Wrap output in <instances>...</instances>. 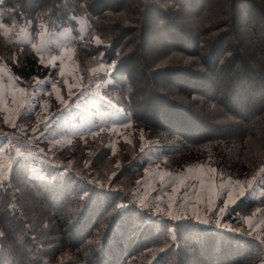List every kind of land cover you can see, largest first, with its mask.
Returning <instances> with one entry per match:
<instances>
[{
    "label": "trees",
    "instance_id": "1",
    "mask_svg": "<svg viewBox=\"0 0 264 264\" xmlns=\"http://www.w3.org/2000/svg\"><path fill=\"white\" fill-rule=\"evenodd\" d=\"M0 22V60L21 85L57 78L36 45L69 30L83 80L95 65L109 67L100 101L155 132L166 158L217 160L235 179L264 165V0H2ZM122 145L124 163L110 178L107 146L85 166L78 151L70 163L68 150L52 162L18 156L0 179V264H22L26 247L24 264H264V233L237 219L264 199L232 204L223 217L230 228L173 219L136 199L148 163Z\"/></svg>",
    "mask_w": 264,
    "mask_h": 264
},
{
    "label": "rangeland",
    "instance_id": "2",
    "mask_svg": "<svg viewBox=\"0 0 264 264\" xmlns=\"http://www.w3.org/2000/svg\"><path fill=\"white\" fill-rule=\"evenodd\" d=\"M244 19L240 15L237 21ZM79 23L80 31L83 32L87 23L84 19H79ZM161 24L162 21H158L156 28L161 27ZM0 30H4L1 22ZM20 35L21 40L27 41L28 29H22ZM71 37L69 30L45 33L36 45L41 62L57 67L56 79L35 78L21 85L13 76L19 87L8 86L4 109L0 110V179L8 176L10 166L18 156H31L43 162H52L53 156L68 150L72 155L67 154L63 159L70 163L73 157L75 160V152L78 151L82 155L78 162L85 166L90 158L98 154L101 146H107L111 152L106 158L107 164L102 162L106 177L110 178L124 163V159H121L124 152L121 142H127L135 146L139 158L148 163L144 175L137 180L134 190L136 199L142 206L162 210L173 219L190 216L205 224L203 220L210 218L216 225L230 228L229 221L223 219L234 204L229 200V193L237 201L241 198H237V193L243 188L245 195L242 197L264 199V165L253 176L235 179L222 173L221 164L217 160H199L190 165H178L166 158L161 153L155 132L134 125L129 114L100 101V88L110 79L109 67L95 65L92 68L93 80L88 83L83 80L70 44ZM0 63L10 70L2 60ZM132 68L134 63L130 62L128 69ZM150 79L154 81L156 78L152 76ZM4 81L5 85H9L12 80L6 76ZM152 83L159 85L157 82ZM148 91V87H144L142 96L147 97ZM101 106L106 109L103 110ZM150 114L147 109L144 116L150 119ZM76 134L87 139L70 143ZM226 202V211L220 212L219 209L224 208ZM237 217L240 224L249 231L257 235L264 233V202L250 215ZM25 255L22 264L30 259L27 247Z\"/></svg>",
    "mask_w": 264,
    "mask_h": 264
},
{
    "label": "crops",
    "instance_id": "3",
    "mask_svg": "<svg viewBox=\"0 0 264 264\" xmlns=\"http://www.w3.org/2000/svg\"><path fill=\"white\" fill-rule=\"evenodd\" d=\"M6 76L8 77L9 80H12L10 81L9 85H5L4 80ZM11 85H12V88L19 87V85L15 82L10 70L6 66H4L2 63H0V110L4 109L5 93H6V90L9 88L8 86H11Z\"/></svg>",
    "mask_w": 264,
    "mask_h": 264
},
{
    "label": "snow or ice",
    "instance_id": "4",
    "mask_svg": "<svg viewBox=\"0 0 264 264\" xmlns=\"http://www.w3.org/2000/svg\"><path fill=\"white\" fill-rule=\"evenodd\" d=\"M0 2H2V0H0ZM53 87H55V85H53ZM21 91H23V89H21ZM6 122H8V121L6 120ZM249 183H251V182L249 181ZM244 195H245V191H244L243 188H241L240 191L237 193V198L242 197ZM228 197H229V200H231L233 203L236 202L235 199H233L232 193H229ZM226 207H227V202L225 204V207L224 208H220L219 211L220 212H225L226 211ZM204 222L206 223L207 221H204Z\"/></svg>",
    "mask_w": 264,
    "mask_h": 264
}]
</instances>
